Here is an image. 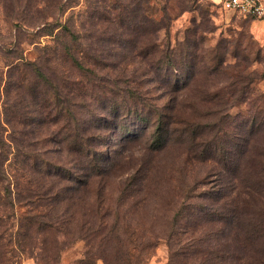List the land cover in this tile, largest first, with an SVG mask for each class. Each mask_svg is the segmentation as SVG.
Instances as JSON below:
<instances>
[{"label":"rangeland","instance_id":"rangeland-1","mask_svg":"<svg viewBox=\"0 0 264 264\" xmlns=\"http://www.w3.org/2000/svg\"><path fill=\"white\" fill-rule=\"evenodd\" d=\"M1 146L0 264H264V16L0 0Z\"/></svg>","mask_w":264,"mask_h":264},{"label":"built area","instance_id":"built-area-1","mask_svg":"<svg viewBox=\"0 0 264 264\" xmlns=\"http://www.w3.org/2000/svg\"><path fill=\"white\" fill-rule=\"evenodd\" d=\"M217 2L224 11H232L256 18L264 16L262 0H217Z\"/></svg>","mask_w":264,"mask_h":264},{"label":"trees","instance_id":"trees-1","mask_svg":"<svg viewBox=\"0 0 264 264\" xmlns=\"http://www.w3.org/2000/svg\"><path fill=\"white\" fill-rule=\"evenodd\" d=\"M0 149H3V147L1 146ZM4 191H5V193H7V194H4V192H2V191L0 190V198L9 199V197H11V193L9 194V192H7L6 189H4ZM3 195H4V196H3ZM221 199H222V196H221V197H220V196L217 197V198L215 199V201H217L216 203L220 202ZM243 214H246V213L243 212ZM254 214H255V213H254Z\"/></svg>","mask_w":264,"mask_h":264}]
</instances>
